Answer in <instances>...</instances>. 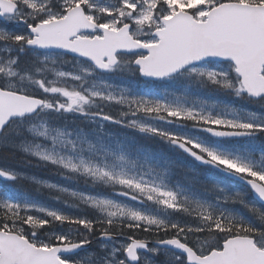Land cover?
Listing matches in <instances>:
<instances>
[{"label": "snow or ice", "instance_id": "1", "mask_svg": "<svg viewBox=\"0 0 264 264\" xmlns=\"http://www.w3.org/2000/svg\"><path fill=\"white\" fill-rule=\"evenodd\" d=\"M0 21L21 30L0 27V153L65 183L6 168L0 180L72 210L0 195V264H81L65 254L93 236L114 242L101 264H264V209L245 205L259 228L224 212L241 197L213 198L192 170L173 182L175 162L128 135L264 203V0H0Z\"/></svg>", "mask_w": 264, "mask_h": 264}, {"label": "rangeland", "instance_id": "2", "mask_svg": "<svg viewBox=\"0 0 264 264\" xmlns=\"http://www.w3.org/2000/svg\"><path fill=\"white\" fill-rule=\"evenodd\" d=\"M173 2L174 3H179L180 0H173ZM191 2L192 1H189L188 3L190 4ZM0 27H10L9 28L10 31H15L17 33H19L21 31L19 28H15V26L8 25L7 22H2V21H0ZM110 82H112L114 84H118V85H120L122 87L130 86V82L128 80L121 79L119 77H112ZM189 95H190L191 99H193V100L199 99L200 101H204V102H206L209 105H211L213 103L218 104V105H222L224 103H229V104H231V105H233V106L238 108L237 104H235L234 101H232V100H230L228 98L217 96V95H215V94H213L211 92H207V91H204V90H198V89L193 88V89L189 90ZM69 121H71V118H69ZM107 127H108L109 131L115 132L116 134H120V133H123L125 131L123 129H117L115 126H112V125H109ZM128 135L136 136L137 143L148 147L151 151L160 152V153H162L163 155L167 156L168 158H170L172 161L175 162V164H176L175 174L171 177L173 182L182 181L183 180V176L185 175V170H192V172H194V173H196L198 175L200 174V173H197L198 170L195 169V167L190 162L176 160V159H178L177 158L178 154L175 153L176 150L170 148L168 145H165V144L160 143L158 141H149V140L147 141L144 138L139 137L138 135H136L134 133H128ZM237 146L241 147V148L245 147V145H243V144L237 145ZM255 147L257 149L259 148V143L258 142L255 145ZM163 149H165V151H166V149L168 151H172V152H174V154H171L168 151L165 152V151H163ZM9 170H13V169H9ZM13 171L16 172V170H13ZM29 173L31 175L36 176L37 178H39L41 180L48 181L46 179H42L41 178L42 176H40L41 173H38V172H36L34 170H31ZM188 174L191 175L192 173L190 172ZM41 175H43V173ZM52 178H54V177H52ZM54 181H56V182H50V181H48V182H50V183H61V184L64 183V181L61 180L59 177L54 178ZM6 187H7V189H9V192L5 193V190L0 189V192L2 193L0 195H7V196H10V197L18 199V198H21L24 195L29 194V192L24 191V189H18V186L7 185L6 184ZM74 187H75V185H74ZM201 187L202 188H207L205 186V184H203V182L201 183ZM233 188H235V189L232 190V192H233L232 194H228L226 191H223V189L217 190V192H214L213 198L220 197L221 199H223L224 197H235L237 195H239L242 199L245 197V191L243 192L241 189L236 188L234 186H233ZM30 194H32V193H30ZM32 196L36 199V201L38 203H40L43 206L60 208L62 211H66V212L72 211L70 209H64V208L60 207L59 205L52 203L53 201H51L49 199L40 198V197L34 196V194H32ZM234 205H235V203H232V204L223 203V204H220L219 207L224 212L232 214L235 217H237L238 219H241V220L247 222L246 218L244 217L245 216L244 213L241 212L238 208L234 207ZM241 205L243 207H245L244 208V212L245 213L246 212L250 213L248 211V207H246L245 205L257 207L256 204H254L252 201H245ZM161 216L163 217V214H161ZM163 218H167V217H163ZM118 240H120V239H118ZM113 244H114V242H110L108 244L98 243L96 251H89V252L82 253L80 255L69 256V257H66V259H68V260H79V261H81V264H101L102 258L106 256V254L108 253L109 249L113 246ZM101 245H106L107 246L104 249V251L101 250ZM149 259H152V258L149 257ZM155 259L157 261H160V260L163 259V257L162 256L161 257H156Z\"/></svg>", "mask_w": 264, "mask_h": 264}, {"label": "trees", "instance_id": "3", "mask_svg": "<svg viewBox=\"0 0 264 264\" xmlns=\"http://www.w3.org/2000/svg\"><path fill=\"white\" fill-rule=\"evenodd\" d=\"M232 101H234L237 105L239 106H251V104L249 102L240 100V99H230ZM71 118V117H69ZM183 157V156H181ZM185 158V157H183ZM28 158H21V155L19 152L12 154V153H0V168H6V169H13L16 170V172H30L31 170H34L38 173H43V175L40 174V176L44 177V178H57L58 176L54 173V170H52L51 168H37L34 165L35 161L32 162V164L27 163ZM186 159V158H185ZM188 161V160H185ZM199 170V175L200 178L203 182V184H205V186L211 187L214 189V192L216 190V184H218L220 182V176L217 175V173L209 170V169H202V168H198ZM20 183H23L24 185L22 186V189H24V191H27L29 193H32L40 198H44V199H49V195L48 192L45 190L43 191L42 194H36L33 191V186L31 184H28L26 181H21ZM7 185H12L9 182L6 181H2L0 180V189L5 190V193L9 192V189H7L6 187ZM221 185L223 187H227L229 185V183L226 182H222ZM0 194H2L0 192ZM251 199L249 195H246V200L247 199ZM53 201V200H51ZM243 201V200H242ZM52 203H55L54 201ZM56 204V203H55ZM238 207L240 208L241 205L240 203H238ZM245 217L248 219V223H250L253 227L259 228L260 224L256 221L255 217L251 214L246 212L245 213ZM137 235H139V233H136ZM96 237L93 236L92 240H95Z\"/></svg>", "mask_w": 264, "mask_h": 264}, {"label": "water", "instance_id": "4", "mask_svg": "<svg viewBox=\"0 0 264 264\" xmlns=\"http://www.w3.org/2000/svg\"><path fill=\"white\" fill-rule=\"evenodd\" d=\"M186 155V154H185ZM187 156V155H186ZM190 158V157H189ZM192 159V158H191ZM193 160V159H192ZM194 161V160H193ZM195 163H197L199 166H201V167H208V168H211V169H213V170H215V171H217V172H219L220 174H222V175H224V176H226V177H228V178H230V179H233L234 181H236V182H238V183H240V184H242V185H244V186H246L248 189H249V187L243 182V181H241L240 179H238L237 177H234V176H230V175H228V174H226V173H224V172H221V171H219V170H217V169H215V168H212V167H209V166H205V165H201V164H199L198 162H196V161H194ZM250 190V189H249ZM250 192H251V190H250ZM252 193V192H251ZM252 196H253V198L260 204V205H262V206H264V203H262V202H260L256 197H255V195L252 193ZM100 240H102V241H105V242H108V240H103V239H100ZM90 247V244L89 245H87V246H85V247H83V248H80V249H77L76 251H74V252H71V253H67V254H65V256H68V255H74V254H76V253H79V252H81V251H83V250H86V249H88Z\"/></svg>", "mask_w": 264, "mask_h": 264}]
</instances>
